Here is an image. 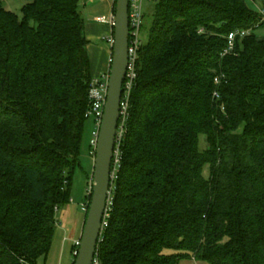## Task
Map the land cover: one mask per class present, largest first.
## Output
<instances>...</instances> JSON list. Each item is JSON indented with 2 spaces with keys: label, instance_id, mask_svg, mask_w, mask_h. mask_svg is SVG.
<instances>
[{
  "label": "trees",
  "instance_id": "trees-1",
  "mask_svg": "<svg viewBox=\"0 0 264 264\" xmlns=\"http://www.w3.org/2000/svg\"><path fill=\"white\" fill-rule=\"evenodd\" d=\"M20 1L19 18L0 0V264L48 254L93 79L79 0ZM151 4L98 258L264 264V23L245 0Z\"/></svg>",
  "mask_w": 264,
  "mask_h": 264
},
{
  "label": "rangeland",
  "instance_id": "rangeland-1",
  "mask_svg": "<svg viewBox=\"0 0 264 264\" xmlns=\"http://www.w3.org/2000/svg\"><path fill=\"white\" fill-rule=\"evenodd\" d=\"M115 0H79V13L84 22L85 36H87V30L92 34L89 40L90 49H98L96 62L99 61V52H103V58L100 68H104L106 64V56L109 53V46L102 38L108 34V27L103 24L96 23L94 20L97 17H108L111 12L112 2ZM249 8L259 14L261 5L258 0H245ZM24 3L20 0H3V8L13 14L21 17V9ZM151 3L147 1L143 5V12L145 15L143 27L140 33V37L143 43L146 42L148 37V29L151 22ZM97 26L99 30L94 27ZM94 29V30H93ZM253 35L264 40V27L257 28L253 31ZM98 38V40H96ZM108 66V64H107ZM98 72V71H97ZM96 72V74H97ZM93 130V124L91 119H87L84 127V134L82 139V148L80 153V165L75 169L72 186L70 191V202L67 206L62 208L55 214L56 229L52 239L51 247L46 256L38 259V264H72L73 257L71 255V246L74 238L79 239L78 233L74 234L75 226L81 227V222L84 219V213L81 206L86 202L87 190L89 179L92 176L93 164L89 156V142L91 133ZM206 148V141L204 136L199 137V150ZM203 176L207 178L209 176V169L205 167L203 169ZM77 232V231H76Z\"/></svg>",
  "mask_w": 264,
  "mask_h": 264
},
{
  "label": "water",
  "instance_id": "water-1",
  "mask_svg": "<svg viewBox=\"0 0 264 264\" xmlns=\"http://www.w3.org/2000/svg\"><path fill=\"white\" fill-rule=\"evenodd\" d=\"M128 0H115L113 47L106 102L93 161L91 193L73 264H91L110 188V171L128 61Z\"/></svg>",
  "mask_w": 264,
  "mask_h": 264
},
{
  "label": "built area",
  "instance_id": "built-area-1",
  "mask_svg": "<svg viewBox=\"0 0 264 264\" xmlns=\"http://www.w3.org/2000/svg\"><path fill=\"white\" fill-rule=\"evenodd\" d=\"M151 3L153 0H128V61H127V69L125 78L122 85V96L120 101V111H119V120L117 125L116 131V138H115V145L113 151V158L111 163V171H110V188L108 192L106 207L104 210V215L101 223V231L99 234L98 244L101 242L102 232L103 229L107 226V219L109 212L112 206V191H113V184L116 179V173L120 165V152H119V145L123 134L125 132V122L127 118L128 112V101L130 92L134 85L136 79V63L138 58V50L142 45L140 33L141 28L143 25L144 20V12H143V5L145 2ZM259 15L261 17V23H264V9L261 8ZM95 22L99 24L106 25L109 28V34L102 38V41H105L109 46V59H108V69L97 77H93L90 82L89 89H88V101L89 106L86 112V118L92 120L93 130L91 133V138L89 142V156L94 161L95 157V149L98 142L100 126L103 118L104 113V105L106 102V93H107V84L109 79V69L111 64V55H112V47H113V28H114V12H110L108 17H97L95 18ZM248 34V31H240L236 30L231 32L226 37V47L224 48L223 52L221 53V57L230 54L235 46V41L237 38H242ZM215 85L219 84V78L214 79ZM213 98L218 99V93L213 94ZM91 182L92 176L89 179V186L87 190V194L90 195L91 193ZM89 201L86 202L82 206V211L86 213ZM80 240H74L72 242L73 249L71 251V255L73 259L77 256V250L79 247ZM97 244V247H98ZM91 264H101L97 248L92 259Z\"/></svg>",
  "mask_w": 264,
  "mask_h": 264
},
{
  "label": "crops",
  "instance_id": "crops-1",
  "mask_svg": "<svg viewBox=\"0 0 264 264\" xmlns=\"http://www.w3.org/2000/svg\"><path fill=\"white\" fill-rule=\"evenodd\" d=\"M113 11V2H112V5H111V12ZM95 21V20H94ZM94 27H96L98 30H99V28L97 27V26H94ZM94 30V29H93ZM109 28H108V34H109ZM87 40H89L90 42H92L93 41V38H91L92 36V34H90L89 32H88V30H87ZM96 40H98V38L96 39ZM87 50H88V55H89V58H90V63H91V72H92V76L93 77H97V76H99V75H101L102 73H104L107 69H108V66H107V64H108V59H109V53L107 54V56H106V64L104 65V68H100V66H101V63H102V58H103V55H102V53L103 52H99V61L98 62H96V57H97V51H98V49H90V47L88 46L87 47ZM98 71V72H97ZM96 72H97V74H96ZM90 160H91V162H92V164H93V161H92V159L90 158ZM84 204H86V202L84 203ZM83 204V205H84ZM82 205V206H83ZM82 206H81V209H82ZM59 212V211H58ZM83 212V211H82ZM84 213V219H85V212H83ZM84 219H83V221L81 222V227L79 228L77 225L75 226V230H74V234L75 233H78V235H81V230H82V227H83V223H84ZM77 231V232H76ZM74 240H79V239H77V238H74ZM73 240V241H74Z\"/></svg>",
  "mask_w": 264,
  "mask_h": 264
}]
</instances>
